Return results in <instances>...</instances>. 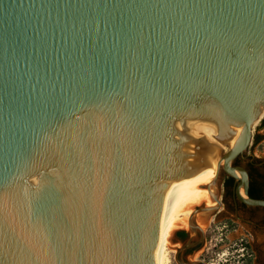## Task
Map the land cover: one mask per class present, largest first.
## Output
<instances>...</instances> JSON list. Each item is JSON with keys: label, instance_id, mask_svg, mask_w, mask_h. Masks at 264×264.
Returning a JSON list of instances; mask_svg holds the SVG:
<instances>
[{"label": "water", "instance_id": "95a60500", "mask_svg": "<svg viewBox=\"0 0 264 264\" xmlns=\"http://www.w3.org/2000/svg\"><path fill=\"white\" fill-rule=\"evenodd\" d=\"M260 118L264 0H0V264H155L214 174L194 234L225 174L264 206L235 165Z\"/></svg>", "mask_w": 264, "mask_h": 264}, {"label": "flooded vegetation", "instance_id": "af4514ba", "mask_svg": "<svg viewBox=\"0 0 264 264\" xmlns=\"http://www.w3.org/2000/svg\"><path fill=\"white\" fill-rule=\"evenodd\" d=\"M258 136L262 135L253 138L252 147L264 142V139L258 140ZM235 165L249 172L250 196L264 199V158L250 150L238 157ZM236 187V179L225 174L220 209L210 219L204 233L198 230L194 234L183 226L174 231L171 237L173 264H264V206L241 201ZM189 242L191 246L184 249Z\"/></svg>", "mask_w": 264, "mask_h": 264}, {"label": "bare ground", "instance_id": "6f19581e", "mask_svg": "<svg viewBox=\"0 0 264 264\" xmlns=\"http://www.w3.org/2000/svg\"><path fill=\"white\" fill-rule=\"evenodd\" d=\"M262 118V117H261ZM255 123V126L261 121ZM216 174L208 177L199 185L188 192L169 201L165 206L160 220L158 245L155 253V264H170L168 248L171 246V237L174 231L183 226L190 228V217L198 206H214L211 190L207 186L211 184ZM199 227L205 230L209 226L210 219L205 214L196 217Z\"/></svg>", "mask_w": 264, "mask_h": 264}, {"label": "rangeland", "instance_id": "374dc122", "mask_svg": "<svg viewBox=\"0 0 264 264\" xmlns=\"http://www.w3.org/2000/svg\"><path fill=\"white\" fill-rule=\"evenodd\" d=\"M261 122H262V120L254 128V138H255L256 135L264 136V128L263 129H259L261 127ZM252 144H253V142H252ZM250 150H252V153L258 154V156H260L261 158H264V142L260 146H255V147L253 146L252 147V145H251L248 151H250ZM220 193H221V191H220ZM217 225L222 226L221 224H217ZM171 248H172V246H169L168 253H169V256H170V259H171L170 264H173L172 263V254L173 253L171 251Z\"/></svg>", "mask_w": 264, "mask_h": 264}, {"label": "trees", "instance_id": "16d2710c", "mask_svg": "<svg viewBox=\"0 0 264 264\" xmlns=\"http://www.w3.org/2000/svg\"><path fill=\"white\" fill-rule=\"evenodd\" d=\"M261 126H264V118L262 119ZM264 139V136H258V140Z\"/></svg>", "mask_w": 264, "mask_h": 264}]
</instances>
